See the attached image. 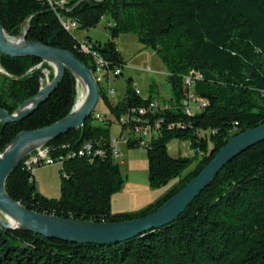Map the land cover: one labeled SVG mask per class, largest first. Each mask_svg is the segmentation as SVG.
Instances as JSON below:
<instances>
[{
	"label": "trees",
	"instance_id": "16d2710c",
	"mask_svg": "<svg viewBox=\"0 0 264 264\" xmlns=\"http://www.w3.org/2000/svg\"><path fill=\"white\" fill-rule=\"evenodd\" d=\"M61 18L86 31L107 20L109 39L104 44L89 37L78 41L63 29ZM0 23L8 38L19 39L26 30V42L68 51L91 72L95 54L104 70L120 71L117 77L125 63L116 38L132 34L159 57L173 94L164 109L141 121L137 111L152 98L136 94L130 78L116 104L99 88L109 119L98 121L92 113L80 128L46 145L61 168L59 198L35 190L24 160L5 180L8 196L32 212L93 223L141 219L178 193L232 136L264 124V0H67L57 10L46 0H0ZM83 42L88 53L80 50ZM0 69V109L9 114L38 92L44 70L53 79L50 66L34 57L0 56ZM192 74L202 77L193 90L204 106L187 115L183 79ZM77 86L76 77L65 70L61 83L30 116L0 123V153L18 133L67 117ZM154 121L160 130L144 147L148 185L157 189L177 183L139 211L112 213L111 197L121 191L124 179L110 155L111 124L133 132ZM172 140L187 142L194 155L170 156ZM87 144L90 152L79 156ZM126 147H140L139 140L128 139ZM0 264H264V142L231 160L167 226L106 246L0 227Z\"/></svg>",
	"mask_w": 264,
	"mask_h": 264
},
{
	"label": "water",
	"instance_id": "95a60500",
	"mask_svg": "<svg viewBox=\"0 0 264 264\" xmlns=\"http://www.w3.org/2000/svg\"><path fill=\"white\" fill-rule=\"evenodd\" d=\"M25 35L26 30L17 41L10 40L0 23V56L34 57L44 61L53 68V79L33 97L19 105L14 113L9 114L0 109V123L4 125L18 123L30 116L61 83L65 70L70 71L78 82L81 81L85 85L87 97L81 108L77 111L72 110L64 119L36 130L18 133L0 153V215L2 214L4 218L0 216V227L4 230H22L72 244L106 246L125 242L174 222L231 160L256 144L264 142V124L232 136L178 193L141 219L119 223H93L65 220L32 212L8 196L5 191V180L36 148L80 128L94 112L100 95L92 72L72 53L35 42H26Z\"/></svg>",
	"mask_w": 264,
	"mask_h": 264
},
{
	"label": "rangeland",
	"instance_id": "374dc122",
	"mask_svg": "<svg viewBox=\"0 0 264 264\" xmlns=\"http://www.w3.org/2000/svg\"><path fill=\"white\" fill-rule=\"evenodd\" d=\"M85 35H87L86 37H89L100 44H104L109 39L107 22L100 21L99 24L93 29L88 31L76 30L72 33V36L78 41L85 40ZM9 39L13 41L18 40L13 38ZM116 49L121 54L125 66L122 69V75L113 79L112 82L111 87L116 92V95L113 99L114 102H121L123 100L125 95L126 81L129 79V75L132 77L133 82L135 83L133 85L135 86L133 89H137L141 93L140 96L143 99L148 98V96L152 99L158 100L159 102H167L172 99L173 94L171 87L166 81L165 76L161 74L163 70L162 67L164 66L159 57L155 55L154 52L149 49H144L138 43L137 38L132 34L119 35L116 38ZM50 68L54 74L53 68L51 66ZM0 73L3 74L4 72L0 69ZM43 76L44 77L41 81L42 87H44L47 82H51L49 80V72L47 70L43 71ZM78 93L79 90H77V96ZM94 112L103 115L106 114L101 100H99ZM100 123L101 122L98 121L95 122V124ZM119 129V125L116 122H113L110 127V137H117L119 135ZM168 147V153L170 156L178 157L179 155L186 156L188 154L187 142L172 140L169 142ZM119 149L123 154V165L119 164L118 161L116 163L119 165L122 177L124 179V185L122 189L127 191V196L125 198L126 201L120 202L119 204L128 207H135L134 211L140 208L143 209L146 206L153 204L157 199L160 198L162 191L166 188L165 186L157 189H151L149 187L147 181V157L145 148L138 147L129 149L125 145H120ZM187 156L189 157V155ZM60 169L61 168L59 165H48L37 167L34 170L32 173L33 184L35 190L40 195L46 198H59ZM120 192L115 193L111 197L110 210L112 213L115 211V196H118ZM0 216L2 219H4L2 214Z\"/></svg>",
	"mask_w": 264,
	"mask_h": 264
},
{
	"label": "built area",
	"instance_id": "2783aa9c",
	"mask_svg": "<svg viewBox=\"0 0 264 264\" xmlns=\"http://www.w3.org/2000/svg\"><path fill=\"white\" fill-rule=\"evenodd\" d=\"M47 4L52 10H57L59 8H62L67 0H46ZM61 25L63 29L69 33H73L77 30V25L75 22L67 19V18H61L60 19ZM80 50L83 53H88V48L85 45V43H81ZM93 57V63H94V71L92 72V75L94 77V80L96 81L98 88L102 89V91L105 93V95L112 101V99L115 97V90L110 87L109 85V77L116 78L119 74V70L114 71H106L103 68V61L102 59L92 54ZM201 76L199 74H192L190 76L184 77L183 84L187 90L186 95L184 96L182 100V107L184 109V112L187 115H191L194 112L198 111L204 106V103L199 100L195 94H194V84L195 82L201 80ZM49 82H47L48 84ZM43 88L42 84L40 83V89ZM136 94H139V92L136 90ZM166 106L163 104V102H159L158 100L152 99L149 102V105L147 108H139L137 111V117L141 121L143 120L142 117L146 116L147 113L154 114L158 110L164 109ZM94 117L98 121H104L108 118L107 115L99 114L94 112ZM159 122L154 121L152 124H146L145 126L136 128L133 132H127L122 131L124 135L117 137V138H110V155L113 161L119 162V164L122 162L123 154L120 151L119 147L120 145H127L128 139L132 140H139V146L145 147L148 141L153 137L157 136L159 132ZM85 152H90V145H84L82 150L78 152L79 156L84 155ZM99 154V152L95 153ZM194 155V152L189 150V156L192 157ZM50 166V165H56V162L54 159H52L49 155V149L46 147V145L40 146L36 148L34 151L29 153L26 158L24 159V166L33 173L34 170L37 167L41 166Z\"/></svg>",
	"mask_w": 264,
	"mask_h": 264
},
{
	"label": "crops",
	"instance_id": "0c3cea01",
	"mask_svg": "<svg viewBox=\"0 0 264 264\" xmlns=\"http://www.w3.org/2000/svg\"><path fill=\"white\" fill-rule=\"evenodd\" d=\"M104 21V20H103ZM105 22H108L107 20H105ZM86 36L87 35H85V37L84 38H86ZM93 40V39H92ZM121 55V54H120ZM163 68V70H162V72H161V74L162 75H164L165 76V79H166V70H165V68L164 67H162ZM129 78L131 79V81H132V85H134L135 83L133 82V79H132V77L129 75ZM113 79H115V78H111V77H109V85H110V87L112 86V82H113ZM135 87V86H134ZM112 88V87H111ZM137 90V89H136ZM138 91V90H137ZM139 92V91H138ZM115 95H116V92H115ZM141 95V93L139 92V96ZM124 98V97H123ZM148 98H150L149 96H148ZM148 98H146V99H148ZM114 99V98H113ZM113 99H112V103L113 104H116V103H118V102H114L113 101ZM156 100V99H155ZM164 102V101H163ZM102 106H103V108L105 109V111H106V114H104V115H107L108 114V111H107V109H106V107L104 106V104L102 103ZM122 135H124V133L122 132V130H121V128L119 129V135L117 136V137H120V136H122ZM117 137H115V136H112V138H117ZM187 147H188V154L187 155H189V145H188V143H187ZM169 149V147H168V145H167V150ZM121 151V150H120ZM168 152H169V150H168ZM186 155V156H187ZM172 157H174V156H172ZM121 165H123V161L120 163ZM177 183V180H174V181H172L169 185H167L165 188L166 189H164L163 191H162V193H161V195H160V197H162L166 192H167V190L170 188V187H172L173 185H175ZM126 196H127V191L125 190V189H121V192H120V194L118 195V196H115V211H114V213H122V212H135V211H139V210H141V208L140 209H137V210H135L134 211V208L135 207H128V206H124V205H121V204H119L120 202H124V201H126L125 200V198H126ZM157 198H159V197H157ZM156 198V199H157ZM155 199V200H156Z\"/></svg>",
	"mask_w": 264,
	"mask_h": 264
},
{
	"label": "bare ground",
	"instance_id": "6f19581e",
	"mask_svg": "<svg viewBox=\"0 0 264 264\" xmlns=\"http://www.w3.org/2000/svg\"><path fill=\"white\" fill-rule=\"evenodd\" d=\"M77 87H78L79 93L77 96V101H76L75 106L73 108L74 111H77L79 108H81V106L85 103L86 97H87L86 87L81 81H79V86H77ZM6 217L9 218L8 216H6ZM9 222L12 223V220L9 219Z\"/></svg>",
	"mask_w": 264,
	"mask_h": 264
}]
</instances>
